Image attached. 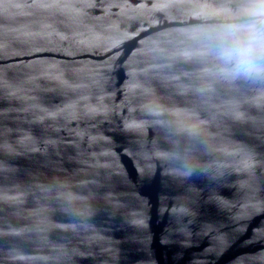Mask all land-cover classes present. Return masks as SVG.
Instances as JSON below:
<instances>
[{
	"label": "water",
	"instance_id": "water-1",
	"mask_svg": "<svg viewBox=\"0 0 264 264\" xmlns=\"http://www.w3.org/2000/svg\"><path fill=\"white\" fill-rule=\"evenodd\" d=\"M262 12L0 0V264H264Z\"/></svg>",
	"mask_w": 264,
	"mask_h": 264
},
{
	"label": "clouds",
	"instance_id": "clouds-1",
	"mask_svg": "<svg viewBox=\"0 0 264 264\" xmlns=\"http://www.w3.org/2000/svg\"><path fill=\"white\" fill-rule=\"evenodd\" d=\"M215 43L220 57L231 63L237 74L251 75L264 71V66L257 63L264 56V29L257 30L247 40L221 34L215 38Z\"/></svg>",
	"mask_w": 264,
	"mask_h": 264
}]
</instances>
